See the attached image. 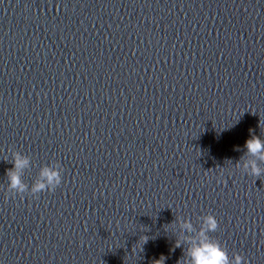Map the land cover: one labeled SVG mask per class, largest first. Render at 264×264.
Instances as JSON below:
<instances>
[{"label": "water", "instance_id": "95a60500", "mask_svg": "<svg viewBox=\"0 0 264 264\" xmlns=\"http://www.w3.org/2000/svg\"><path fill=\"white\" fill-rule=\"evenodd\" d=\"M251 135L264 0H0V264H183L180 225L205 214L264 264ZM13 153L29 188L44 166L61 184L7 193Z\"/></svg>", "mask_w": 264, "mask_h": 264}, {"label": "clouds", "instance_id": "9594fccd", "mask_svg": "<svg viewBox=\"0 0 264 264\" xmlns=\"http://www.w3.org/2000/svg\"><path fill=\"white\" fill-rule=\"evenodd\" d=\"M244 156L237 162L244 173L253 177H259L264 170L259 164H264V140L251 135L245 141ZM244 157H252V159H244ZM9 163L8 161H5ZM259 162V164H258ZM13 167L6 169L5 176L7 178L6 192L14 195H22L31 193L35 198L39 193L54 191L61 184V174L57 168L44 166L40 169L38 178L33 181L31 187L21 179V172L28 167L29 160L26 156H21L19 153H13V158L10 162ZM181 228L185 230L187 235L182 236L174 241L175 247H181V240L186 245L183 248L182 260L183 264H247V261L238 253H233L229 258L225 247L209 233L215 232L218 228V223L213 214H205L200 216L199 227H194L190 221H183ZM147 236L139 238V246H142L148 241ZM179 260L177 264H180ZM153 264H164V257L161 256L155 260Z\"/></svg>", "mask_w": 264, "mask_h": 264}]
</instances>
